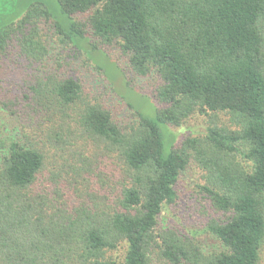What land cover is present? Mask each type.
<instances>
[{
	"label": "trees",
	"instance_id": "obj_1",
	"mask_svg": "<svg viewBox=\"0 0 264 264\" xmlns=\"http://www.w3.org/2000/svg\"><path fill=\"white\" fill-rule=\"evenodd\" d=\"M55 2L58 20L34 2L0 26V264H151L154 254L165 264H264V0ZM43 25L58 38L54 55L45 32L39 36ZM94 51L125 80H157L153 118L126 102L136 120L121 124L105 103L111 97L91 93L84 74L105 73ZM17 61L26 62V92L13 98L18 90L4 83ZM24 114L33 131H8L1 117ZM197 117L200 136L178 144L171 130ZM93 140L100 151L88 150ZM75 147L80 153L70 154ZM57 151L64 175H50L52 191L43 172ZM190 163L202 171L203 201L219 215L202 227L214 250L157 230ZM118 247L121 257L105 256Z\"/></svg>",
	"mask_w": 264,
	"mask_h": 264
},
{
	"label": "rangeland",
	"instance_id": "obj_2",
	"mask_svg": "<svg viewBox=\"0 0 264 264\" xmlns=\"http://www.w3.org/2000/svg\"><path fill=\"white\" fill-rule=\"evenodd\" d=\"M34 2L42 3L50 11L53 19L58 20V18L60 17L59 9L55 0H0V15L4 16L0 17V26L12 19H15L17 15H20L27 4ZM80 17L77 16V18L75 19L79 20ZM43 29L44 31L42 29L40 30L39 36L40 34L43 35V33L45 32L47 40L50 39L51 41V43L47 44V48L50 51V55H54L53 50L57 46H59L58 38L53 33L51 25H43ZM43 38L45 37L43 36ZM61 51L66 54L67 49H64L63 46H61ZM55 56L59 55L56 54ZM90 56L93 60V63L99 65L108 75L110 80L106 77L105 73L101 74V76H98L97 78H94L89 73L84 74V71L81 68L76 69V75H79V72H82L87 77L89 83L92 85L90 91L97 98L105 101L108 96L111 97V102L105 101V103L108 106V109L112 116L118 120L117 122L129 125L130 123H133L134 120H136L134 111L128 108L126 102L131 104L133 108L142 116L146 118L154 117L155 103L151 98V94L157 88L158 83L156 82L157 80L154 77L150 76L147 78H135L134 76L128 75L126 78V80L130 84V86L128 87L125 85V77L120 74L119 69L116 68L114 64V60H112L108 55L103 52L94 51L90 54ZM25 64L26 62L24 63L23 61H17L12 64V67L10 66V71L8 72V77L4 85L5 87L9 88V90H18V92L13 95H11V93L10 97L16 98V96H18L19 94L26 92V85L23 86L22 81V75L24 74V72L28 73V70H25V68L23 67H26ZM52 64L56 66L54 62ZM90 66H93V64H90ZM93 82H95V84ZM113 89L115 92L113 91ZM84 97L87 101L93 103V99L89 95H84ZM219 117L224 116L220 115ZM1 118L2 120L7 121L8 131H10L9 125L11 126V129L15 127V129L19 131L20 134L21 131H28L30 133L33 131L34 125L27 119L26 114H24V116L15 117V122L11 120V117ZM203 120L204 119L197 117L195 120H191L190 123L185 125L183 128L171 130L172 132L176 133L178 144L185 137H188L190 135L200 136L203 131L202 127L205 126ZM222 121L218 119L217 122L220 123ZM74 127L75 125L71 124V128ZM164 128L165 126H161L162 132L165 131ZM4 130V127H2V131ZM56 133L61 134V131L56 130ZM22 140L24 141L23 138ZM96 142L97 141L95 140H93V142L87 141L89 151H100L103 148V145L101 143ZM170 143L171 141L167 142L164 138V146L166 150L169 148L168 145ZM79 144L82 143H78L76 146H78ZM73 153H80L78 147L70 149V154ZM59 157V151H57V154H55L54 156L49 153V158L46 159L45 162L43 183H48L50 185L48 181L50 175L52 176L54 174H59L61 177H63L64 171L61 167V159ZM70 163L79 166V163H77L75 160H70ZM105 173H107V171ZM105 180L108 183V187H114V182L107 180V178H105ZM41 182V179H39L37 184H41ZM204 184L205 181L202 177V171L198 166H196V164L190 163L189 166H187L186 170L182 171L178 177V182L175 187L178 199H176L175 203L172 206L164 209L161 212V214L159 215V226L157 230L158 232H160L161 230L169 229L177 231L181 234L192 235L196 238L197 243L200 246L210 251L214 250L217 247L216 240L211 235L202 233V227L211 218H218L219 215L215 212L213 213L209 204L202 199L204 194L200 193L199 187L197 185L202 186ZM115 185L117 186V183ZM50 186L52 191L58 187V185L55 186L53 183ZM110 195L111 197L113 196L112 194ZM65 200L66 199H63V202ZM111 200L112 203H114V198H111ZM73 204H76V202L72 201L71 205ZM123 252L124 248L118 247L116 250L106 253L105 256L111 258H119L122 256ZM262 258H264V250L262 252ZM151 264L165 263L158 257L157 254H154L151 257Z\"/></svg>",
	"mask_w": 264,
	"mask_h": 264
}]
</instances>
